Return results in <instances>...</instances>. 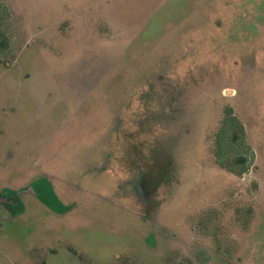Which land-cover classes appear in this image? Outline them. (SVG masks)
<instances>
[{"label":"rangeland","instance_id":"obj_1","mask_svg":"<svg viewBox=\"0 0 264 264\" xmlns=\"http://www.w3.org/2000/svg\"><path fill=\"white\" fill-rule=\"evenodd\" d=\"M0 2V264H264V0Z\"/></svg>","mask_w":264,"mask_h":264},{"label":"trees","instance_id":"obj_2","mask_svg":"<svg viewBox=\"0 0 264 264\" xmlns=\"http://www.w3.org/2000/svg\"><path fill=\"white\" fill-rule=\"evenodd\" d=\"M7 16L6 7L0 2V52L8 51L11 46L10 36L4 30ZM245 136V126L235 114L234 108L225 106L221 123L213 137L212 151L216 162L221 167L238 175L246 172L251 165L248 156L240 152L238 148L245 146ZM250 155L253 157V153Z\"/></svg>","mask_w":264,"mask_h":264}]
</instances>
